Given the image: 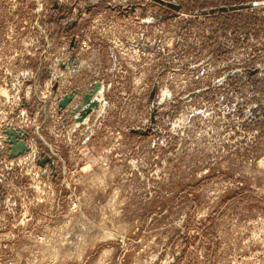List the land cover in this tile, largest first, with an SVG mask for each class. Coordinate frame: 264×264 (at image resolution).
Here are the masks:
<instances>
[{
	"label": "rangeland",
	"instance_id": "obj_1",
	"mask_svg": "<svg viewBox=\"0 0 264 264\" xmlns=\"http://www.w3.org/2000/svg\"><path fill=\"white\" fill-rule=\"evenodd\" d=\"M164 1L0 0V264H264V0Z\"/></svg>",
	"mask_w": 264,
	"mask_h": 264
},
{
	"label": "water",
	"instance_id": "obj_2",
	"mask_svg": "<svg viewBox=\"0 0 264 264\" xmlns=\"http://www.w3.org/2000/svg\"><path fill=\"white\" fill-rule=\"evenodd\" d=\"M153 2H156L158 4L167 6L174 10L175 12L179 11L181 9V6L179 3H171V2H166L164 0H152ZM238 8V6H230V7H222L218 9H212L210 11H203L202 14H208V13H214V12H226V11H235ZM72 100L71 97H65L64 100H61L59 103V106L61 108H65L70 101ZM87 106L82 110L81 113V118L78 119L79 123H83L88 116V114L92 111V108L96 106V103L92 102L90 99L86 100ZM5 134L8 135L9 139L7 142L11 144V152H10V157L12 158H17L20 155H23L24 153L29 151V146L26 144L24 140L21 139V133L16 131L14 128H8L5 131Z\"/></svg>",
	"mask_w": 264,
	"mask_h": 264
}]
</instances>
